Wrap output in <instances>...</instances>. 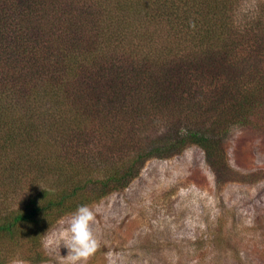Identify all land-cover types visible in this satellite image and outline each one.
<instances>
[{"label": "trees", "instance_id": "16d2710c", "mask_svg": "<svg viewBox=\"0 0 264 264\" xmlns=\"http://www.w3.org/2000/svg\"><path fill=\"white\" fill-rule=\"evenodd\" d=\"M235 126L264 130V0H0V264L192 144L218 184L261 180Z\"/></svg>", "mask_w": 264, "mask_h": 264}, {"label": "rangeland", "instance_id": "374dc122", "mask_svg": "<svg viewBox=\"0 0 264 264\" xmlns=\"http://www.w3.org/2000/svg\"><path fill=\"white\" fill-rule=\"evenodd\" d=\"M225 147L240 172L264 170V130L235 126ZM88 206L98 248L77 264H264V178L220 185L194 144L150 159L128 187ZM73 214L45 235L47 260L7 264H69L58 236Z\"/></svg>", "mask_w": 264, "mask_h": 264}, {"label": "clouds", "instance_id": "9594fccd", "mask_svg": "<svg viewBox=\"0 0 264 264\" xmlns=\"http://www.w3.org/2000/svg\"><path fill=\"white\" fill-rule=\"evenodd\" d=\"M95 213L87 204L77 206L71 217L68 227L61 231L58 243L67 249L69 264H77L94 254L98 248V240L94 235L91 224L94 222Z\"/></svg>", "mask_w": 264, "mask_h": 264}]
</instances>
